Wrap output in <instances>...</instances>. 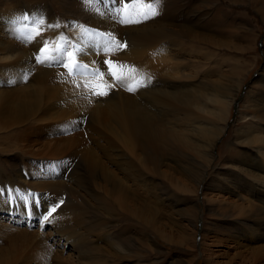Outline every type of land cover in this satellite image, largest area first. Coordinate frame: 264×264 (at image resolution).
<instances>
[{"label": "rangeland", "instance_id": "obj_1", "mask_svg": "<svg viewBox=\"0 0 264 264\" xmlns=\"http://www.w3.org/2000/svg\"><path fill=\"white\" fill-rule=\"evenodd\" d=\"M122 7L0 0V264H264V0Z\"/></svg>", "mask_w": 264, "mask_h": 264}, {"label": "snow or ice", "instance_id": "obj_2", "mask_svg": "<svg viewBox=\"0 0 264 264\" xmlns=\"http://www.w3.org/2000/svg\"><path fill=\"white\" fill-rule=\"evenodd\" d=\"M92 2H99L102 3L103 0H85V3H92ZM113 4H118V3H123V7L119 10L121 14L123 15H129L131 13H134L136 16L141 17L142 19H149L155 15L158 14L157 12V7L159 4V0H153V3L151 4H147L144 5L141 3V0H112ZM121 23H139L141 22L139 19L133 20V19H121L120 21ZM40 24H43L44 21L40 20L39 21ZM40 33L37 30L35 32V35L32 38H35L36 36H39ZM115 43L116 46L120 47L123 45H120L118 42H114L111 41L109 44L105 45V48L107 50H112V44ZM63 45H57L54 49L53 48H49L47 46V44H45L44 46L41 47L40 49V53L41 55L44 57V59H51V57L48 55V53L50 51H62L63 50ZM79 51V49H76L75 51H69L66 53L67 58H68V62L67 63H63L62 66L67 68L69 70V73L71 74L74 70H78V69H86L87 65H83L80 64L76 58H75V52ZM38 62H43V60H38ZM107 63V61H106ZM111 68V66H110ZM135 69H129V72H134ZM93 75H102L98 69L93 70L92 72ZM111 75L114 76L117 80H123L125 79V76L123 75V73L118 72L117 70H112L111 71ZM139 83V82H138ZM79 86V85H78ZM129 91H134V88L129 87L128 88ZM94 94L96 95H106V92H97L94 91ZM52 211H55V208L52 209Z\"/></svg>", "mask_w": 264, "mask_h": 264}, {"label": "bare ground", "instance_id": "obj_3", "mask_svg": "<svg viewBox=\"0 0 264 264\" xmlns=\"http://www.w3.org/2000/svg\"><path fill=\"white\" fill-rule=\"evenodd\" d=\"M127 24V23H126ZM131 29H133V28H131ZM132 32H134L137 36H139L140 38H141V32L138 30V29H133L132 30ZM154 39V37L153 36H151L150 38H149V40H153ZM141 46H142V44L140 43V40H139V42L135 45V47H134V52L136 53V55H140L141 56V54L139 53V50H140V48H141ZM142 49L144 50V49H146V48H144L143 46H142ZM136 50V51H135ZM140 51H142V50H140ZM145 52V51H144ZM146 53V52H145ZM129 54V53H128ZM133 54V53H132ZM126 55V54H125ZM152 54H147V63H148V60H150V58H149V56H151ZM163 55V54H162ZM131 56V55H130ZM129 56V57H130ZM140 56L138 57L139 59H140ZM126 57V56H125ZM128 57V58H129ZM142 59V58H141ZM143 61H146V60H143ZM150 63V62H149ZM145 65H146V62H145ZM139 72V71H138ZM136 74V73H135ZM129 77V76H128ZM43 91V90H42ZM30 92V91H29ZM41 92V91H40ZM28 95V94H27ZM217 103V102H216ZM224 103V102H223ZM227 104H228V102H226L225 101V104H223V107L225 106V107H227ZM22 105V104H21ZM228 105H230V104H228ZM21 107V106H20ZM226 109V108H225ZM228 109V108H227ZM137 111V110H136ZM224 111V113H226L225 112V110H223ZM119 112V111H118ZM123 112V111H122ZM221 112V111H220ZM228 112V111H227ZM78 113V112H77ZM217 114V113H216ZM113 115H114V113H113ZM118 115H121V114H118ZM224 114H223V112L220 114V115H218V118L220 119V120H222V119H224V117H226L225 115L223 116ZM116 116V115H115ZM122 117H120L121 118V120H123V122L125 123V126L127 127V131H126V129H125V132H129L130 134L132 133V135H130L129 136V138L127 139V143H132L129 139L130 138H132V137H134L135 136V132L136 131H138L139 132V130L138 129H143V130H149L150 128H151V123L148 121V120H146L145 119V117H140L141 116V113H139L138 111H137V115H136V113H131V111H130V109H129V111H127L126 109L124 110V112L122 113V115H121ZM113 118H115V117H113ZM116 119V118H115ZM114 120V119H113ZM222 128V127H221ZM137 132V133H138ZM220 132H221V129H215L214 130V139L220 134ZM123 135V134H122ZM125 136H127V135H125ZM209 138V137H208ZM207 138V139H208ZM211 139V138H210ZM214 139L211 141V143H210V145H209V148L212 146V144H213V141H214ZM132 140H133V138H132ZM209 142V141H208ZM13 260V259H12Z\"/></svg>", "mask_w": 264, "mask_h": 264}]
</instances>
